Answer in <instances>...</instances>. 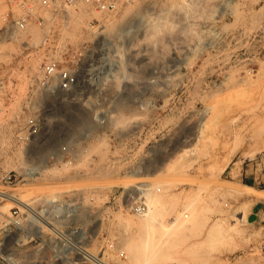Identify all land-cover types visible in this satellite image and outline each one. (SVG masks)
I'll return each instance as SVG.
<instances>
[{
	"label": "rangeland",
	"instance_id": "rangeland-1",
	"mask_svg": "<svg viewBox=\"0 0 264 264\" xmlns=\"http://www.w3.org/2000/svg\"><path fill=\"white\" fill-rule=\"evenodd\" d=\"M9 9L0 0V189L34 206L73 196L92 220L90 248L110 238L125 251L113 264H264V216L252 212L264 190L232 181L244 166L264 171V0H135L109 17L71 9L12 37L1 32ZM91 17L97 34L85 30ZM47 31L68 47L105 41L104 80L39 87L55 50ZM36 115L41 133L21 137ZM144 197L148 216L130 207ZM6 198L0 253L21 262L10 210L25 208Z\"/></svg>",
	"mask_w": 264,
	"mask_h": 264
},
{
	"label": "built area",
	"instance_id": "built-area-1",
	"mask_svg": "<svg viewBox=\"0 0 264 264\" xmlns=\"http://www.w3.org/2000/svg\"><path fill=\"white\" fill-rule=\"evenodd\" d=\"M133 1L7 0L10 9L6 12V24L1 32L12 37L27 31L32 24L43 28L54 23L64 12L69 14L71 9L95 10L109 17ZM102 23L99 18L91 17L85 30L97 34ZM50 32H45L42 42L55 50L45 55L39 64V87L54 95L76 91L82 85L98 84L104 80L108 73V59L103 55L105 41H102L100 48H96L93 41L68 47L59 40H50ZM81 99L74 96L69 100ZM85 119L88 120L87 117ZM26 126V133L21 137L29 140L41 133L43 117L28 116ZM6 178L11 181L12 175L7 174ZM79 203L73 196L54 198L44 194L38 198L35 206L27 202L23 212L16 207L11 208L12 228L21 231L17 240L26 246V250L21 262L13 252L0 253V264H113L125 259V251L119 248L114 239L104 240L97 250L90 248L92 220L81 215ZM130 207L137 214H144L148 208L145 197L134 200Z\"/></svg>",
	"mask_w": 264,
	"mask_h": 264
},
{
	"label": "crops",
	"instance_id": "crops-1",
	"mask_svg": "<svg viewBox=\"0 0 264 264\" xmlns=\"http://www.w3.org/2000/svg\"><path fill=\"white\" fill-rule=\"evenodd\" d=\"M232 181L262 193L264 190V171H258L257 168L253 169V165L250 167L244 166L235 172V175L232 176ZM254 197L252 212L255 211L256 214L264 216V196L255 195ZM262 256L264 259V244L262 245Z\"/></svg>",
	"mask_w": 264,
	"mask_h": 264
},
{
	"label": "bare ground",
	"instance_id": "bare-ground-1",
	"mask_svg": "<svg viewBox=\"0 0 264 264\" xmlns=\"http://www.w3.org/2000/svg\"><path fill=\"white\" fill-rule=\"evenodd\" d=\"M135 1V0H134ZM132 3V2H131ZM124 7V6H123ZM119 12V11H118ZM249 138H251V137H249ZM254 139H255V137H254ZM260 139V138H259ZM261 139H263V138H261ZM261 139H260V141H261ZM247 140V139H246ZM259 141V142H260ZM242 142V141H241ZM254 142H256V140H254ZM253 142V143H254ZM262 143H263V140L261 141ZM236 144V143H235ZM240 144V143H239ZM249 144V143H248ZM259 144V143H258ZM237 145V144H236ZM235 145V146H236ZM250 145V144H249ZM252 145V144H251ZM250 145V146H251ZM255 145V144H254ZM253 145V146H254ZM260 145H261V143H260ZM259 145V146H260ZM234 146V145H233ZM262 146L264 147V143L262 144ZM230 147H232V146H230ZM249 147V146H248ZM252 147V146H251ZM255 147V146H254ZM258 147V145L256 144V147H255V149L253 150V151H255L256 149H258L257 148ZM262 147V148H263ZM260 149H262L261 148V146L259 147ZM247 149V148H246ZM232 150H234V147L232 148ZM250 150V149H249ZM259 150V149H258ZM246 151V150H245ZM229 152H230V149H229ZM250 152V151H249ZM249 152H246V154H245V152H244V154L245 155H247ZM244 154H242V155H244ZM253 154V153H252ZM227 156V158H228V160H230L231 159V157L230 156H228V155H226ZM244 157V156H243ZM246 157V156H245ZM248 157H250V155H248ZM2 195H4V196H7V198L6 199H8V200H11V201H18L19 203H21L22 205H26V201H22L21 199H18L14 194H11V193H9V191H4V190H1L0 189V196H2ZM155 209V207L152 205V204H149L148 205V208H147V211L143 214L144 216H148L153 210Z\"/></svg>",
	"mask_w": 264,
	"mask_h": 264
}]
</instances>
